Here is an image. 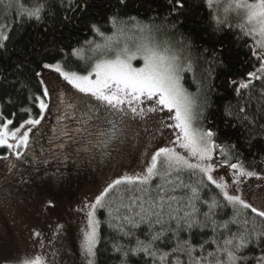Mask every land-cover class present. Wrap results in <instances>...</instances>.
Listing matches in <instances>:
<instances>
[{"label": "trees", "instance_id": "trees-1", "mask_svg": "<svg viewBox=\"0 0 264 264\" xmlns=\"http://www.w3.org/2000/svg\"><path fill=\"white\" fill-rule=\"evenodd\" d=\"M180 3L182 8L176 0L0 1V118L11 120V127L15 128L28 118L39 116L37 98L42 97V86L37 73L40 74L44 64H59L63 71L87 75L96 62L105 58L97 46L105 45L106 37L146 28L181 59L182 85L198 97L200 104L199 128L214 133L211 139L218 146L220 157L246 170H262L264 79H254L248 88L237 92L241 82H248V74L260 67V61L252 55L253 37L241 30L239 25L243 22L230 16H217L213 3L210 7L208 0H180ZM41 5L40 19L29 18L27 13ZM217 19L222 23L218 24ZM221 148L224 153L220 152ZM35 149L39 157L41 147L35 146ZM84 163H89L88 158ZM168 178L176 184L183 182L174 193H168L183 197L179 204L173 203V207L181 209L176 215L182 217L189 212L188 219L206 226L194 224L189 230L182 220L181 230L177 232V221L169 219L167 205L160 223H156L158 217L154 215L141 220L136 215L138 207L131 211L122 207L130 203L131 193L126 190L128 185H119L104 197L105 206L96 208L99 224L94 264H189L187 252H172L178 241H189L195 248L194 257L208 256L217 251V245L224 248V241L235 236L230 246L234 250L244 231L245 219L250 231L253 222L257 231L264 230V218L256 216L251 209L228 203L221 190L198 170L173 172ZM162 183L156 177L151 187L155 189ZM192 188L197 189L198 198H193ZM151 195L156 198L155 191ZM213 201L216 206L210 210L208 205ZM126 216L131 223L124 219ZM233 220L236 223H231ZM212 221L216 224L215 232ZM225 222H228L227 228L222 227ZM134 224L138 227H133ZM157 234L159 239L153 240ZM138 240L151 245L150 251L156 252L155 260L143 252L132 253ZM260 247L264 248V240ZM168 253L171 254L164 256ZM237 255L257 257L261 251L252 244ZM208 259L215 264V257ZM226 259V255L220 254L221 261ZM253 261L250 259L248 264Z\"/></svg>", "mask_w": 264, "mask_h": 264}, {"label": "rangeland", "instance_id": "rangeland-1", "mask_svg": "<svg viewBox=\"0 0 264 264\" xmlns=\"http://www.w3.org/2000/svg\"><path fill=\"white\" fill-rule=\"evenodd\" d=\"M213 9L217 16H230L245 22V13L235 8L234 0H214ZM254 44L253 39L251 47ZM142 45L161 52L167 50L166 54L175 56V63L181 68L179 56L146 28L115 35L110 47L102 45L98 52L104 59H114L116 53L124 48L131 54ZM257 49L262 51L259 47ZM132 64L141 67L143 60L138 55ZM39 79L40 83L45 82L41 83L42 93L48 87L50 95L39 97L48 105L47 109L41 112L38 99L39 116L28 118L43 117L41 123L29 132L28 146L21 145L18 149L0 146V264H23V261L37 256L43 257L44 264H88L92 258L86 256L81 247L88 224L87 213L92 210L88 206L94 204L96 198L116 179L142 173L158 148L172 146L170 141L175 140L178 130L167 127L161 130L162 119L165 123H174L168 119L170 114L167 110L150 114L145 120L118 115L115 117L116 135L107 143L109 158L105 169L100 166L97 170L98 164L89 165L84 163V159L98 144L107 145L104 141L109 134H105L103 140L104 135L100 132L104 130L107 133L110 125L101 122L100 131L96 130L100 121L92 118L95 107L92 106L88 113L85 109L96 104L89 101L95 98L80 93L52 68L42 67ZM180 84L183 87L181 80ZM188 93L196 104L193 126L200 130L198 97ZM6 121L0 118V127ZM21 124L15 128L8 125V131L20 128ZM28 127L25 124L24 128H20L17 140L9 136L8 142L18 143L20 134ZM35 146L41 147L39 157H36ZM176 150L187 155L178 146ZM17 151L21 154L19 157ZM30 159L35 164L29 165ZM190 159L196 162L194 157ZM221 161L224 160L217 149L212 159L206 161L213 167L211 175L214 179L226 183L229 194L239 195L245 202L264 210V179L242 177V183L233 184L234 170L228 167L230 163L221 164ZM255 172L264 176V168ZM252 264H256L255 259Z\"/></svg>", "mask_w": 264, "mask_h": 264}, {"label": "snow or ice", "instance_id": "snow-or-ice-1", "mask_svg": "<svg viewBox=\"0 0 264 264\" xmlns=\"http://www.w3.org/2000/svg\"><path fill=\"white\" fill-rule=\"evenodd\" d=\"M71 3V0H69ZM171 2V0H170ZM178 7H183L180 0H176ZM209 6H212L213 0H208ZM234 6L237 10H243L245 13V22L240 24L239 27L246 36H251L255 40V44L252 47V55L260 61V67L255 71L248 74V82H241L237 92L240 89H246L255 80L264 79V0H234ZM231 7V5H230ZM43 6H39L33 11L27 13L29 18L40 19V13ZM217 23H222L217 19ZM94 30L99 33V29L94 27ZM102 35V34H101ZM259 39H256V37ZM7 39L6 36L3 37ZM105 48L110 47L113 40L112 37H106ZM2 46V45H0ZM101 46H97L100 48ZM257 47L262 49L261 52H257ZM76 50H74L75 52ZM164 52L158 51L154 47L148 45H142L137 48L136 52L129 54L128 49L124 48L122 51L117 52L114 59H102L94 64V67L87 75H77L75 72L69 73L63 71L59 64H44L45 69L52 68L56 73H59L68 84L73 88L77 89L80 93H84L91 97H94L97 101H100L104 106L103 109L97 108L93 113V119L102 123H107L110 128L107 129V133L101 130L100 134L108 135V139L104 141L105 144L115 137L117 131V122L115 117L129 116L132 119L139 118L145 120L150 117V114H156L164 112L170 115L168 119L174 121V123L168 124L162 119L160 121L161 130L165 127L173 128L178 130L175 132V140L170 141L172 146H165L158 148L152 155L150 163L145 166L142 173H136L133 175H125L119 179H116L96 198L94 204L88 206L92 210L87 213L88 224L87 229L84 231V238L81 247L86 256L93 258L89 259L88 264H94V258L96 256V245L98 243V224L99 222L95 219V209L97 207H104V197L108 195L110 191L116 189L117 186L125 184L129 187L126 189L131 195L128 197L130 203L123 204L122 207L127 208L129 211L134 207H138L139 211L136 215L144 220L151 216L158 217L156 223H160V217L164 214V207H168L169 219L177 221L178 232L181 230V221H184L186 227L191 230L194 224L203 228L206 225H201L198 222L188 219L191 213L185 212L184 215L178 216L181 209L179 207H173V203L179 204V201L183 197H176L175 195H168V193H174L180 184L174 183L172 179H169L173 172H181L185 169L191 172L199 171L203 176H206L207 180L214 184L218 189L221 190L224 199L232 204L233 206L240 205L245 209H251V212L260 218H264V210H259L252 204L245 202L241 196L236 194H229L228 185L226 183L217 182L216 179L211 175L213 167L207 164L206 161L212 159L214 150L218 147L211 139L214 135L211 131L202 132L199 129L194 128V120L196 114L194 108L196 107L195 101L192 96L181 86V77L179 73L183 69L175 63L176 57L169 56ZM139 58L143 60L141 67H134L132 64L133 60ZM37 75H40L37 73ZM93 76L95 77L93 79ZM41 83H45L41 81ZM42 95L47 97L50 95V88L46 87L43 90ZM39 99V108L41 112L47 109L48 105L43 99ZM43 117L37 119H28L24 124L20 125V128H24L25 124L29 127L26 131L20 134L18 143L11 144L8 142L9 136L13 140H17V133L20 132V128L14 131H8V125L12 124L11 120H7L6 123L0 127V146H6L9 149L13 147L19 148L21 145L24 147L28 146L29 132L32 127L39 125ZM87 131V129H85ZM176 146L183 149L187 155L181 154L176 150ZM224 149L221 148L220 152L224 153ZM17 157L21 154L17 151ZM194 157L196 162H191ZM227 161H221V164H226ZM229 168L234 170L233 184L242 183V177H253L256 176L258 179H264V176L258 175L255 171L246 170L242 165L237 163H231L228 165ZM159 177L164 183L157 184L156 188L151 187V181ZM222 179V178H221ZM171 185V187H169ZM206 186V185H205ZM188 187V186H184ZM156 192V198L153 199L151 193ZM193 198H198L197 189H191ZM139 193V195H136ZM147 197V199H145ZM121 199L123 195L121 194ZM51 203V202H50ZM147 205V207H145ZM211 210L216 206V202L213 201L209 204ZM119 211V209H117ZM193 211H196L193 208ZM111 214V213H110ZM206 218L211 219L209 213L204 214ZM131 223L129 217H124ZM236 223V221H231ZM244 231L239 236V242L234 245L232 249L233 239L224 241L225 247L220 248L217 245V251L215 253H209L208 256L201 254L198 257H194L192 253L195 248L190 245L189 241L177 242V247L172 249V252L185 251L189 256V264H212L208 257H215V264H248L250 259H255L256 264H264V248L260 247L261 241L264 240V230L257 231L255 223L251 231L247 228L248 221L244 220ZM228 222H225L222 227L227 228ZM212 230L216 231L215 221H212ZM133 227H138L134 224ZM175 234V233H174ZM39 236V233H36ZM153 240L159 239V234L152 237ZM181 243L183 247H181ZM207 243V242H206ZM212 243H216L215 240ZM255 244L257 248H260L261 255L259 257H248L237 255L249 245ZM137 248L132 249L133 254L143 252L146 256H152L155 260L156 252L150 251L151 245H145L142 241H137ZM204 245L201 244L200 248L203 250ZM116 251H120L116 248ZM171 253L164 254L170 255ZM220 254L226 255L227 259L224 261L220 260ZM127 257L128 253H124ZM164 256L160 259L163 260ZM23 264H44L42 256H37L32 260H25Z\"/></svg>", "mask_w": 264, "mask_h": 264}, {"label": "flooded vegetation", "instance_id": "flooded-vegetation-1", "mask_svg": "<svg viewBox=\"0 0 264 264\" xmlns=\"http://www.w3.org/2000/svg\"><path fill=\"white\" fill-rule=\"evenodd\" d=\"M89 101H95L96 104L95 105H88V108L85 107L87 109V113L91 109L92 106H94L95 109H97V108L103 109V107H104L100 101H97L95 99H91ZM105 124L106 123H103V125H105ZM100 127H101V122L98 124V128H100ZM104 139H105V135H104L103 140ZM88 154H89L88 162L98 164L97 170H99L100 166H102V170H104L107 159L109 158V144L103 146L102 143H100L94 148L92 153L88 152ZM28 164L30 165V164H35V163H33L30 159Z\"/></svg>", "mask_w": 264, "mask_h": 264}]
</instances>
